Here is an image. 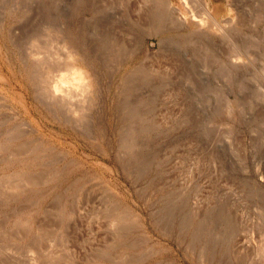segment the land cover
<instances>
[{
  "label": "rangeland",
  "instance_id": "1",
  "mask_svg": "<svg viewBox=\"0 0 264 264\" xmlns=\"http://www.w3.org/2000/svg\"><path fill=\"white\" fill-rule=\"evenodd\" d=\"M205 1L0 0V264H264V0Z\"/></svg>",
  "mask_w": 264,
  "mask_h": 264
},
{
  "label": "bare ground",
  "instance_id": "2",
  "mask_svg": "<svg viewBox=\"0 0 264 264\" xmlns=\"http://www.w3.org/2000/svg\"><path fill=\"white\" fill-rule=\"evenodd\" d=\"M162 3L160 5H162L161 7L164 9V11H167L168 13L171 11L173 13H175V10L173 9L174 6H172V0H160ZM180 3H184L186 4V1L187 0H178ZM200 4V10H201V15L203 17V20L204 21H207V14L209 13V9L207 7V4H206V1L205 0H199ZM202 7V8H201ZM187 11V9H186ZM185 12V11H184ZM189 12H191L189 10ZM192 13H190L191 15ZM186 15L187 12H186ZM193 15V14H192ZM183 16V15H182ZM184 17V16H183ZM187 17V16H185ZM184 17V18H185ZM59 45V44H58ZM62 45V44H61ZM63 47V46H62ZM61 47V48H62ZM43 54V53H42ZM67 54V53H66ZM68 58H69V65L67 66L66 68V72L65 71H61L59 72L60 74H63L64 75H59V77L57 78V80L55 82H53L51 84V90L53 92H55V94H59V96L63 99H65L66 102L64 103H68V104H72L73 100L74 99H79L81 100L82 102V105H84L83 103H85L88 98H90V95H91V92L93 90V86H92V82H90L89 80V75H88V72L86 71L87 69H84L78 62V59L76 57V55L74 56V53H72V51L70 53H68ZM68 60V59H66ZM59 62V61H58ZM55 67V66H54ZM58 69V68H57ZM63 72V73H62ZM50 73V72H49ZM58 73V74H59ZM58 76V75H57ZM47 86V85H46ZM45 88V87H44ZM45 90V89H44ZM51 91V92H52ZM37 95V94H36ZM55 95V96H56ZM58 96V97H59ZM44 97V96H42ZM51 97V96H50ZM46 98V97H45ZM49 98V97H48ZM44 100V99H43ZM49 100V99H48ZM60 100V98H59ZM76 101V100H75ZM43 102V101H42ZM48 103H50L49 101H47ZM63 103V104H64ZM44 104V102H43ZM54 104V103H53ZM46 105V104H44ZM49 105V104H48ZM51 105V104H50ZM49 105V106H50ZM87 104H85L86 106ZM55 106V104H54ZM61 106V105H60ZM53 107V105H52ZM56 107V106H55ZM59 107V106H58ZM65 107L70 108L68 107V105ZM47 108V107H46ZM83 109V108H81ZM80 109V110H81ZM50 110V109H49ZM53 110V108H52ZM55 110V109H54ZM61 110V109H59ZM79 110V109H78ZM73 111L76 112V110L73 109ZM82 111V110H81ZM58 112V111H57ZM87 112V111H86ZM65 112H63L64 114ZM62 114V113H61ZM70 114V113H69ZM68 115V114H67ZM71 115V114H70ZM56 116V115H55ZM61 116V115H60ZM69 116V115H68ZM63 117V116H62ZM73 118V116H71ZM65 118V117H64ZM63 118V119H64ZM71 118V119H72ZM80 118V117H78ZM54 119V118H53ZM58 119V118H57ZM65 119H68L67 117ZM77 119V117H76ZM60 120V119H59ZM74 120V119H72ZM63 121V120H62ZM66 121V120H65ZM76 121V120H75ZM74 121V122H75ZM80 121V120H78ZM77 121V122H78ZM72 123V121H70ZM66 123V122H65ZM73 124V123H72Z\"/></svg>",
  "mask_w": 264,
  "mask_h": 264
}]
</instances>
